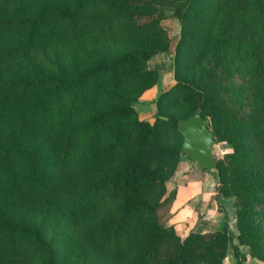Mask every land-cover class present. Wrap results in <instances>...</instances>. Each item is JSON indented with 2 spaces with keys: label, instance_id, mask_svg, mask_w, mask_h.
Segmentation results:
<instances>
[{
  "label": "trees",
  "instance_id": "trees-1",
  "mask_svg": "<svg viewBox=\"0 0 264 264\" xmlns=\"http://www.w3.org/2000/svg\"><path fill=\"white\" fill-rule=\"evenodd\" d=\"M160 53L174 84L140 119ZM197 110L224 220L180 236L166 183ZM234 239L264 262V0H0V264H245Z\"/></svg>",
  "mask_w": 264,
  "mask_h": 264
},
{
  "label": "crops",
  "instance_id": "crops-1",
  "mask_svg": "<svg viewBox=\"0 0 264 264\" xmlns=\"http://www.w3.org/2000/svg\"><path fill=\"white\" fill-rule=\"evenodd\" d=\"M173 84L174 79L168 88ZM160 87L161 84L158 83L144 91L140 96V98H144V102L149 104L147 107L138 110L140 119L149 120L141 117L142 112H147L154 117L156 112L153 102L161 91L166 90L164 88L159 89ZM176 175H178L180 181H177L174 187L169 188L168 182L175 179ZM171 179L167 181L166 188L167 193L175 190L170 222L174 224L176 232L183 236L191 230L197 232L217 230L224 220V213L218 209L213 198L217 182L212 173L197 167L187 155H182L176 173Z\"/></svg>",
  "mask_w": 264,
  "mask_h": 264
},
{
  "label": "rangeland",
  "instance_id": "rangeland-1",
  "mask_svg": "<svg viewBox=\"0 0 264 264\" xmlns=\"http://www.w3.org/2000/svg\"><path fill=\"white\" fill-rule=\"evenodd\" d=\"M161 23L169 35V38H170V44H169L170 50L169 51L171 53H173L175 44H176L178 37H179V31H180L179 30V23L176 19L171 18V17L164 19ZM168 61H169V58L165 53L157 54L156 56H154L152 59H150L148 61V67L149 68H154V67H161L162 68L160 71L161 75H160V79H159V83L161 84V87L159 89L164 88L167 90L170 83L173 82V79H174L172 69H170L169 67L166 66ZM143 99L144 98H142V97L138 98V100L133 104L137 110H139L143 107H147L149 105L147 102H144ZM141 117H144L145 119H149L150 121H152V119H153V117L150 114H148L147 112H142ZM226 151H228V149L223 142L214 141V143L212 145V155L215 157V159H221L223 154ZM177 181H180V179L178 178V175L175 176V179H171V181L168 182V187L169 188L174 187V184H176ZM214 200H215V198H214ZM221 202H222V205L224 207L225 213H226L227 217L229 218V225L231 227V230L233 232L237 233V229L235 227L236 218H235L234 198L233 197L221 198ZM216 203H217V201H216ZM183 236H184V234H183ZM233 242L236 244H239L237 239H234ZM239 247H240V250L246 256V263L245 264H264L263 261L255 258L251 255V250H250L249 246L239 244ZM222 264H235V258H234L231 251H228V254L223 259Z\"/></svg>",
  "mask_w": 264,
  "mask_h": 264
},
{
  "label": "water",
  "instance_id": "water-1",
  "mask_svg": "<svg viewBox=\"0 0 264 264\" xmlns=\"http://www.w3.org/2000/svg\"><path fill=\"white\" fill-rule=\"evenodd\" d=\"M182 136L181 150L201 169L214 170L216 162L212 155L213 133L209 121L197 110L195 114L179 121Z\"/></svg>",
  "mask_w": 264,
  "mask_h": 264
}]
</instances>
